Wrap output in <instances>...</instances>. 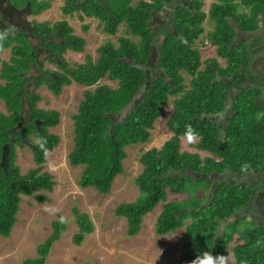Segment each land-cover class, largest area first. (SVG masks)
I'll return each mask as SVG.
<instances>
[{
	"label": "trees",
	"instance_id": "obj_1",
	"mask_svg": "<svg viewBox=\"0 0 264 264\" xmlns=\"http://www.w3.org/2000/svg\"><path fill=\"white\" fill-rule=\"evenodd\" d=\"M191 1L192 6L180 3L175 7L170 25L155 28V13L162 11L165 0H66V16L96 18L112 36L122 25L128 29L118 43L103 44L97 59L88 54L85 62L75 66L65 54L69 50L84 53L87 40L75 33L68 20H36L29 31L23 26L24 30L10 33L5 29L14 23L1 25L9 13L0 9V54L7 49L12 53L10 60L0 56V100L8 111H0V236L12 235L19 221L21 194L51 201L36 191L51 192L56 185L51 173L41 172L48 153L62 140L51 132L61 124L62 113L40 106L39 89L46 86L61 96L65 86L79 84L88 89L73 115L75 144L69 158L73 166L83 167L80 185L103 194L110 193L116 177L125 172L127 148L151 142L163 107L173 97L174 110L167 124L173 136L162 148L143 152L144 170L136 178L140 196L116 208L117 216L127 218L130 237L140 233L145 216L167 201L170 192H185L189 195L185 200L165 203L157 223L159 236L186 228L185 264H192L204 252L230 254L231 245L237 264H264V181L259 176L236 180L264 173V94L260 88L264 75L253 70L254 61L264 52L258 47L264 43V34L256 33L264 0L213 1L209 16L215 27L204 39L216 47L217 57L204 61L197 41L208 14L203 0ZM11 3L20 9L29 6L34 15L52 6L46 0ZM84 28L88 31L90 26ZM247 31L256 33L254 41L238 39ZM158 38L163 41L159 45ZM46 61L62 70L48 68ZM104 79L117 85L101 83ZM226 108L222 125L213 118ZM189 127L199 138L195 148L210 155L182 151L181 140ZM18 146H29L37 163L26 174L16 164ZM244 164L248 168L242 171ZM256 203L257 220L252 213ZM74 213L80 227L74 243L80 246L95 226L89 214L77 208ZM68 225L63 218L54 221L53 233L39 246V257L23 264H47Z\"/></svg>",
	"mask_w": 264,
	"mask_h": 264
},
{
	"label": "rangeland",
	"instance_id": "obj_2",
	"mask_svg": "<svg viewBox=\"0 0 264 264\" xmlns=\"http://www.w3.org/2000/svg\"><path fill=\"white\" fill-rule=\"evenodd\" d=\"M51 1L50 9L42 14L34 15L33 10L28 6L24 13L13 12V20H6L1 23L10 29H5L10 33L17 30L26 31L33 28L34 21H51L56 23L61 20H68L75 28L76 34L85 37L87 40L86 51L84 53L69 50L65 54L66 60L73 66L76 63L85 62L86 56L90 54L94 59L100 56L99 49L109 40L118 43V38L127 34L126 25H122L116 36L109 35L103 31L101 22L96 18H79V15L66 16L63 13V6L66 0H46ZM166 5L162 11L155 13L153 26L170 25L174 18L176 0H165ZM203 10L209 11L214 0H203ZM0 5L10 10L8 0H0ZM27 6V5H26ZM25 8V7H23ZM18 21V22H17ZM7 22V23H6ZM9 22V23H8ZM17 22V23H15ZM18 23L20 25H18ZM207 28L198 43L202 53L203 61L212 57H217V49L212 46L207 37L208 31L214 30L215 22L207 21L204 23ZM89 25L88 31L84 26ZM21 26L19 28H12ZM139 40V37L132 36ZM260 36V35H258ZM204 39L205 44L202 43ZM240 41L250 42L256 39L255 34H244L238 38ZM264 48V43L258 46ZM11 49H7L0 56L4 60H10ZM45 55V53H44ZM222 61V60H220ZM48 68L56 71L62 70L58 65L45 62ZM253 70L264 75V52L258 55L254 61ZM264 78V76H261ZM190 77L187 78L189 83ZM4 82V81H3ZM104 84L116 86L114 82L104 79ZM87 86L73 84L65 86L61 96H56L46 86L39 89L42 95L40 106L45 109H56L62 113V122L58 127L51 129V132L59 134L62 138L59 146L51 151L43 163L42 172H49L56 180L53 191H40L46 194L51 201L40 202L33 196H23L21 211L18 216V223L15 225L12 235L9 238L0 236V264H23L28 258L39 257V246L44 243L53 233V223L60 218L69 222L68 229L62 238L54 244L49 255L47 264H185V243L186 228L183 227L169 234L159 236L157 234L158 219L164 209L165 203L182 201L189 197L183 193H169L167 201L158 204L154 211L147 214L144 218L142 230L136 236L128 235V221L126 217L116 215V208L122 203L136 201L140 196V188L136 183V178L143 172L144 166L141 163L143 152L162 146L173 136L174 133L168 129V120L174 110L173 97L170 104L163 107V114L152 130V139L148 144H136L127 148L129 157L124 161L125 172L116 177L110 193H100L94 187L84 188L80 185L83 167L73 166L70 162L69 154L73 150L75 143L73 115L78 112L81 100L84 97ZM0 111L6 112L7 108L4 101L0 100ZM31 139L37 141L32 135ZM199 138L193 143H188L187 137L181 140L182 151L199 152L203 157L210 155L208 152L199 151L195 148ZM16 164L21 167V173L26 174L31 169L37 167L34 154L29 146L17 147ZM260 177L264 181V173L248 177H236L239 182L254 180ZM228 178V175H226ZM221 179V178H220ZM37 193V194H38ZM252 213L257 220L259 207L254 204ZM89 214L95 226V231L87 235L83 245H76L74 237L79 232L80 227L74 213V209ZM258 210V211H257ZM229 247L230 259L228 264H237L233 253V247Z\"/></svg>",
	"mask_w": 264,
	"mask_h": 264
},
{
	"label": "clouds",
	"instance_id": "obj_3",
	"mask_svg": "<svg viewBox=\"0 0 264 264\" xmlns=\"http://www.w3.org/2000/svg\"><path fill=\"white\" fill-rule=\"evenodd\" d=\"M0 38H2V37H0ZM196 136H197V134L193 131V129H191L189 127L187 129V132H186V137H187L188 143H193L195 141V139H196ZM247 168H248V165L247 164L242 165V171L247 170ZM53 179H54V177H53ZM41 191H46V190H41ZM38 192H40V191H36V193H38ZM24 195L25 196H30V197L31 196L35 197L34 195L21 194L22 202H23V196ZM21 205H22V203H21ZM229 259H230V254H227V255H223V254H220V255H212V254H210L208 252H204L201 256H197L196 259L192 261V264H228Z\"/></svg>",
	"mask_w": 264,
	"mask_h": 264
},
{
	"label": "flooded vegetation",
	"instance_id": "obj_4",
	"mask_svg": "<svg viewBox=\"0 0 264 264\" xmlns=\"http://www.w3.org/2000/svg\"><path fill=\"white\" fill-rule=\"evenodd\" d=\"M169 1V0H168ZM176 2H177V6H178V4H180V3H183V4H186V5H190V6H192V1L191 0H176ZM208 15H207V19H206V21L205 22H207V21H213V20H211L210 19V16H209V13H210V10L209 11H207L206 12ZM260 21H261V27H260V29L256 32L258 35H261V34H264V15H262L261 16V18H260ZM204 22V23H205ZM203 26H204V28H205V30H204V33L205 32H207V28L205 27V24H203ZM210 32L211 31H208V33H207V36L210 34ZM203 33V34H204ZM255 33V34H256ZM244 34H253L252 32H249V31H247V32H242V35H244ZM241 35V34H240ZM180 37V36H179ZM240 37V36H239ZM161 38L163 39V41L165 40V36L164 35H162L161 36ZM159 40L157 41L158 42V45L159 44H161L163 41H162V39H160V38H158ZM261 89H262V91H263V94H264V86H261L260 87ZM228 110H229V108H226V110L223 112V113H221V114H219V115H217L216 117H212L215 121H219V122H222L223 124L222 125H224V123L226 122V117H227V115H228ZM225 175V174H224Z\"/></svg>",
	"mask_w": 264,
	"mask_h": 264
},
{
	"label": "crops",
	"instance_id": "obj_5",
	"mask_svg": "<svg viewBox=\"0 0 264 264\" xmlns=\"http://www.w3.org/2000/svg\"><path fill=\"white\" fill-rule=\"evenodd\" d=\"M9 1V4H10V10L8 11L7 9H6V12H8L9 13V15H6V17L5 18H3V20H10V18L13 20V17H14V15L12 14L13 12H19L20 14L21 13H24V12H28L27 11V9L26 8H23V9H20V8H15L13 5H12V3H11V0H8ZM1 3V2H0ZM0 9H5L4 7H2L1 5H0ZM12 10H13V12H12ZM12 12V13H11ZM261 22V21H260ZM3 23V22H2ZM7 23V22H6ZM5 25V24H4Z\"/></svg>",
	"mask_w": 264,
	"mask_h": 264
}]
</instances>
